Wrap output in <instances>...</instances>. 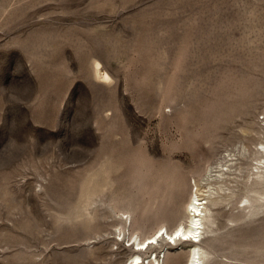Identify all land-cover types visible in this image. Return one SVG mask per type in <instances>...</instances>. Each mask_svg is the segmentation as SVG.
I'll use <instances>...</instances> for the list:
<instances>
[{"label":"rangeland","instance_id":"rangeland-1","mask_svg":"<svg viewBox=\"0 0 264 264\" xmlns=\"http://www.w3.org/2000/svg\"><path fill=\"white\" fill-rule=\"evenodd\" d=\"M262 126L264 0H0V264H130L113 207L173 228L195 178ZM153 188L181 194L153 203ZM256 206L218 210L198 244L162 235L145 264L195 245L209 264H264Z\"/></svg>","mask_w":264,"mask_h":264},{"label":"bare ground","instance_id":"bare-ground-1","mask_svg":"<svg viewBox=\"0 0 264 264\" xmlns=\"http://www.w3.org/2000/svg\"><path fill=\"white\" fill-rule=\"evenodd\" d=\"M93 71L97 79L105 83L112 82L113 79L111 75L104 69L99 60L94 61ZM230 112L231 111H229V113ZM253 123L255 125V121ZM241 131V133H243L241 135L244 136L249 134L251 135L254 132L259 135L260 138H258L257 142L252 140L256 149H252L249 143L248 145L245 142H239L241 147L238 146L240 148L237 151L236 149L230 151L226 150L227 154L221 160L219 159L220 161L218 163L208 164L203 173L200 174V176L198 175V178H195L196 190L194 192H186L181 206L184 217L173 228L167 227L169 225L165 224L167 222L165 219L166 215L161 212L159 216H161L163 220H160V222L156 223L154 226L148 225L153 233L151 230V233L149 231L144 233L143 229L146 227L147 221H142L140 224H137L138 222L133 223L134 218H132L133 215L130 209H126L124 205L121 208H116V206H114L115 204L113 205V210L116 216L120 215L118 218L119 222L115 226L118 234L115 232V236H123L125 239V237H128L126 236V231H132L133 234L137 236L134 237L136 238V248H134V252H132L129 256V259H132L131 262L129 261L130 264H145V260L142 255L148 252L147 249L150 248L153 243H156L157 245L160 237L164 235V233L168 235L166 238L169 241L171 240L172 243H176L177 240H182L198 244L201 240L203 232H207L204 230V221L206 220L211 224H215L216 217H212V215L219 213L220 211L218 210L228 208L232 215H234L233 211L237 210L244 218H252L256 214V210L258 209L256 204L264 202V127L262 126L261 130L241 127ZM237 141H239V139ZM258 146L260 147L258 148ZM250 159H252V162H256V165L248 162ZM144 177L145 176L142 178ZM137 180H139V177ZM145 181H147V179ZM135 182L133 183L136 184ZM138 182L140 183V181ZM132 186L134 185L132 184ZM131 188L129 187V189ZM137 189L140 190V188ZM148 194L150 195L153 203H156L157 200L160 199L162 204L164 201H174L176 195L178 197L181 192L179 190L177 191V189L167 192L166 190H156L153 188L148 192ZM168 204H170V202ZM240 204L242 205L240 206ZM123 207L125 208L123 209ZM144 208L146 209V207ZM125 214H127V218L124 217ZM230 220L233 223L237 221V219L234 218H231ZM162 229L167 231H161ZM213 231H220V227L217 225V228L212 230V232ZM128 235L130 234L128 233ZM114 244H117V242H114ZM144 250H146V252ZM172 253V251H169L164 254V257L156 255V257L154 256L147 262H149L148 264H165L166 259H168ZM183 254L186 257V264H209L208 259L211 252L203 250L201 247L195 245V247H190L189 251L183 252Z\"/></svg>","mask_w":264,"mask_h":264}]
</instances>
